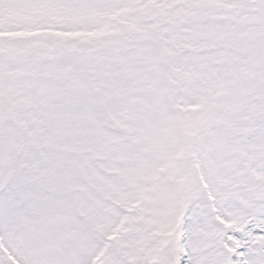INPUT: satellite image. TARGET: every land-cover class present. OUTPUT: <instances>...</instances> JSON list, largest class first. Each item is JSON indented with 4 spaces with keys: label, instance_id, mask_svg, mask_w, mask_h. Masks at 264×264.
<instances>
[{
    "label": "snow or ice",
    "instance_id": "1",
    "mask_svg": "<svg viewBox=\"0 0 264 264\" xmlns=\"http://www.w3.org/2000/svg\"><path fill=\"white\" fill-rule=\"evenodd\" d=\"M0 264H264V0H0Z\"/></svg>",
    "mask_w": 264,
    "mask_h": 264
}]
</instances>
